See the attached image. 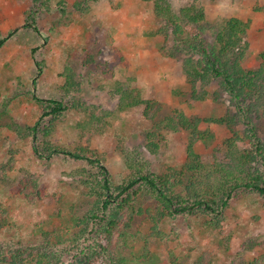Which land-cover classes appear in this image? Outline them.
<instances>
[{
    "label": "rangeland",
    "instance_id": "1",
    "mask_svg": "<svg viewBox=\"0 0 264 264\" xmlns=\"http://www.w3.org/2000/svg\"><path fill=\"white\" fill-rule=\"evenodd\" d=\"M66 1L65 15L45 11L32 22L31 0L21 4L0 0V31L7 37L0 50V165H12L7 179L0 181V205L8 216V224L0 229V242L38 245L42 232L57 231L65 236L75 230L71 217L81 216L89 208L85 190L71 175L87 168L86 164L62 155L50 162L38 159L31 138H21L12 127L23 130L39 119L40 111L29 92L40 98H60L65 64L81 74L86 103L111 115L103 132L84 133L77 125L88 117L68 112L55 124L49 140L62 148L83 147L95 153L114 184L129 175L125 150L143 146L145 132L152 129V122L143 116V105L118 109L110 94L117 85L157 102L161 117L177 112L189 119H218L231 108L227 94L216 84L206 88L211 94L218 91L217 100L211 94L204 100L192 99L180 58L167 55L164 49L169 42L162 36L151 35L159 24L153 0H101L83 15L72 10L75 0ZM55 4L56 0H51L50 7ZM171 4L176 13L198 6L212 24L231 18L247 22L249 50L242 65L245 69L259 65V55L264 52V0H171ZM242 128L235 127L238 131ZM200 129L208 138L198 141L194 149L208 159L232 134L225 125L211 122ZM188 138L187 131H164L159 154L145 153L146 158L158 172L180 170ZM23 171L37 178L41 198L30 200L14 192ZM202 223L200 217L167 218L158 227L161 237L145 243L143 236H149V226L138 218L122 254L128 259L134 255L140 264H145V247L156 264H171V254L177 264H192L204 252L209 253L211 264H248L264 254V203L259 195L234 199L220 230L204 229Z\"/></svg>",
    "mask_w": 264,
    "mask_h": 264
},
{
    "label": "trees",
    "instance_id": "2",
    "mask_svg": "<svg viewBox=\"0 0 264 264\" xmlns=\"http://www.w3.org/2000/svg\"><path fill=\"white\" fill-rule=\"evenodd\" d=\"M13 1L21 4L27 0ZM99 1L75 0L71 7L83 15ZM50 2L31 0L32 22L45 11L65 15L66 0H56L53 8ZM153 13L159 24L151 35L162 36L169 42L164 49L167 55L180 58L192 99L209 98L211 93L206 87L216 84L227 94L231 108L218 119H189L177 112L161 117L157 102L144 100L139 92L117 85L110 94L118 109L143 105V116L152 122V129L145 132L143 146L125 150V168L129 175L120 184H114L103 160L95 153L83 147L62 148L49 140L55 124L68 112H82L88 117L77 125L84 133L103 132L111 115L98 105L86 103L82 97L81 74L65 64L60 98H40L29 92L40 111L39 119L23 130L12 127L21 138H31L33 153L38 159L50 162L62 155L85 163L87 168L77 169L71 175L85 190L90 205L81 216L71 217L69 222L75 230L70 234L42 232L38 245L0 242V264H140L134 255L128 259L122 254L138 218L149 226V236H143L147 243L149 239L161 237L158 227L167 218L200 217L204 229L220 230L225 212L234 199L257 194L264 203V52L259 55L257 67H243L249 50L245 39L248 23L237 18L222 24L208 23L200 7L190 5L176 13L171 0H153ZM6 40L0 31V50ZM218 94V91L211 94L214 100ZM209 122L225 125L232 133L216 147L210 159L194 149L198 141L208 138L200 126ZM237 126L243 127L241 131L235 129ZM164 131L189 132L186 159L180 170L169 168L158 172L146 158L145 153L159 154ZM11 170L9 162L0 165V181H5ZM14 192L30 200L42 197L37 178L24 171ZM7 224V211L0 205V229ZM146 248L143 261L156 264ZM170 261L177 264L173 254ZM192 264H211L209 253L204 252ZM248 264H264V254Z\"/></svg>",
    "mask_w": 264,
    "mask_h": 264
}]
</instances>
